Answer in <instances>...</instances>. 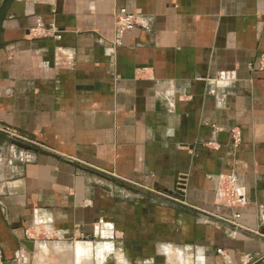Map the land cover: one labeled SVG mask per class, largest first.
I'll list each match as a JSON object with an SVG mask.
<instances>
[{
    "label": "crops",
    "instance_id": "1",
    "mask_svg": "<svg viewBox=\"0 0 264 264\" xmlns=\"http://www.w3.org/2000/svg\"><path fill=\"white\" fill-rule=\"evenodd\" d=\"M262 55L264 0H4L0 264H264Z\"/></svg>",
    "mask_w": 264,
    "mask_h": 264
},
{
    "label": "built area",
    "instance_id": "2",
    "mask_svg": "<svg viewBox=\"0 0 264 264\" xmlns=\"http://www.w3.org/2000/svg\"><path fill=\"white\" fill-rule=\"evenodd\" d=\"M141 19L143 20V17L140 13H134L130 12L127 8L121 7L117 10L115 15V39L114 44L115 45H121L123 42V38L125 34L132 30L133 28L140 25ZM30 34L35 37H47V36H54L52 29L45 26L43 21H39L36 26L30 29ZM261 69L264 70V55L261 57ZM234 142L238 143L241 140V133L239 131H236V129L231 130ZM12 136H15L16 138L28 141L29 138L26 136H23L21 134H17L16 132H12L10 130L9 132ZM168 197V195H166ZM220 196L225 199L227 203H232L233 206L236 205H243L246 203L245 198L242 194L239 193L237 188L235 187L234 183L229 184H223L221 186V193ZM239 214H237L238 216Z\"/></svg>",
    "mask_w": 264,
    "mask_h": 264
},
{
    "label": "water",
    "instance_id": "3",
    "mask_svg": "<svg viewBox=\"0 0 264 264\" xmlns=\"http://www.w3.org/2000/svg\"><path fill=\"white\" fill-rule=\"evenodd\" d=\"M3 1H4V0H0V7H1V5H2Z\"/></svg>",
    "mask_w": 264,
    "mask_h": 264
}]
</instances>
